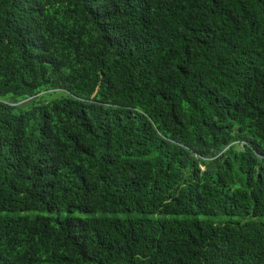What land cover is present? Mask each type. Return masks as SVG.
I'll return each instance as SVG.
<instances>
[{
	"label": "trees",
	"instance_id": "obj_1",
	"mask_svg": "<svg viewBox=\"0 0 264 264\" xmlns=\"http://www.w3.org/2000/svg\"><path fill=\"white\" fill-rule=\"evenodd\" d=\"M0 264H264V0H0Z\"/></svg>",
	"mask_w": 264,
	"mask_h": 264
}]
</instances>
